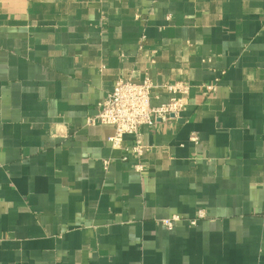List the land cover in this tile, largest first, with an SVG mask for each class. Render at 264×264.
I'll use <instances>...</instances> for the list:
<instances>
[{
  "label": "crops",
  "instance_id": "1",
  "mask_svg": "<svg viewBox=\"0 0 264 264\" xmlns=\"http://www.w3.org/2000/svg\"><path fill=\"white\" fill-rule=\"evenodd\" d=\"M144 78L138 174L87 120ZM0 264H264V0H0Z\"/></svg>",
  "mask_w": 264,
  "mask_h": 264
},
{
  "label": "built area",
  "instance_id": "2",
  "mask_svg": "<svg viewBox=\"0 0 264 264\" xmlns=\"http://www.w3.org/2000/svg\"><path fill=\"white\" fill-rule=\"evenodd\" d=\"M207 92L213 90L212 86H203ZM151 81L144 78L135 83L131 80L119 79L113 89L98 106L97 115L87 120L88 125H105L113 128V134L107 139L111 148H120L122 138L125 135L133 137V145L130 153L137 159L138 164L133 170L138 174L143 173V166L139 163L146 152L142 144L139 129L142 126H150L157 121H168L178 117L184 106V97L189 92V85L183 82L168 84L163 89L169 94L168 101L158 107L150 104ZM190 141L197 143V139L191 136ZM204 213L199 211L196 219L190 221L194 225L197 220L203 219ZM180 221L179 216L172 215L161 221L163 227L172 230L174 223Z\"/></svg>",
  "mask_w": 264,
  "mask_h": 264
}]
</instances>
